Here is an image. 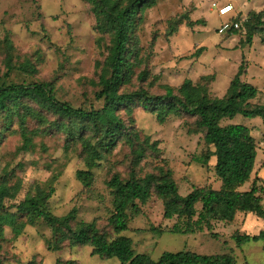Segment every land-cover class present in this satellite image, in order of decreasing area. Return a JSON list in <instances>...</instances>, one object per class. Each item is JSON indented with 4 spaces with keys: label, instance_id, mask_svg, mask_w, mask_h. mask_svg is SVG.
Returning a JSON list of instances; mask_svg holds the SVG:
<instances>
[{
    "label": "trees",
    "instance_id": "obj_1",
    "mask_svg": "<svg viewBox=\"0 0 264 264\" xmlns=\"http://www.w3.org/2000/svg\"><path fill=\"white\" fill-rule=\"evenodd\" d=\"M86 2L94 17L96 42L103 51L96 63V78L91 81L94 86L92 98L85 95L78 106L58 99L53 81L28 78L37 72V68L30 60L15 61L13 44L5 38L0 72V140L6 133L16 132L23 139V149L27 150L37 134L52 131L62 134L64 155L78 149L84 163L85 168L75 172L82 193L94 184L92 169L124 143L132 158L128 166L129 176L122 179L115 171L106 182L113 197L112 212L108 217L109 231L101 229L95 220H78L75 207L64 215L52 212L49 200L61 172L55 171L46 180L34 182L33 188L17 200L22 180L11 170L0 174V238L5 240L6 227H10L16 238L24 226L18 223L20 220H25L28 225L43 221L51 232L50 238L43 237L48 252L59 251L66 244L69 247L85 245L90 247L92 255L101 259L115 257L120 264H235L232 253L205 255L190 250L166 252L154 260L146 253L136 252L132 239L122 232L129 227V210L137 213L138 204L144 205L153 195L162 202L163 218L176 220L170 229L172 233L210 231L214 222L232 221L237 212L253 214L264 220L260 195L263 188L253 180L249 189L240 190L250 180L255 167V139L244 125L222 124L224 118L236 114L260 117L264 121V103L253 101L261 91L243 78L246 63L242 62L238 67L220 96L210 89L215 79L213 73L201 74L196 81L185 78L178 85L161 83V74H153L150 70V57L143 53L139 36L144 11L153 7L157 0ZM263 15L264 10H249L245 16L240 13L232 16L229 20L239 22L240 29L229 30L224 35L215 30L221 37L219 43L243 34L245 38L239 42L250 44L259 26L264 25ZM167 20L168 38L182 23L190 27L199 23L179 12ZM154 41L153 38L150 46ZM201 51L202 48H198L194 54L199 55ZM13 74L24 78L17 81ZM133 81H137L135 87L131 86ZM157 87L163 92L154 93ZM138 108L151 113L159 124L171 116L181 118L187 132L198 135L205 146L194 160L210 170L208 163L215 159L213 172L220 187L191 185L189 193L181 196L158 140L152 141L137 127L133 114ZM31 123L40 127L31 130ZM147 159L158 162L154 171L137 174V168ZM235 238L239 246L251 238L259 239L264 249V229L252 236L237 234ZM7 261L9 258L0 246V264ZM26 264H36L35 258Z\"/></svg>",
    "mask_w": 264,
    "mask_h": 264
},
{
    "label": "rangeland",
    "instance_id": "obj_2",
    "mask_svg": "<svg viewBox=\"0 0 264 264\" xmlns=\"http://www.w3.org/2000/svg\"><path fill=\"white\" fill-rule=\"evenodd\" d=\"M212 1L224 0H157V3L144 11V21L139 29L140 45L143 53L149 54L150 70L161 74V83L178 85L185 78L196 81L201 74H215L211 91L222 95L231 77L245 62V70L250 74L245 81L261 91L253 100L264 103V25L254 35L250 44L240 43L243 34L233 35L222 44L215 30L223 19L211 9ZM244 12L264 10V0H231ZM240 11V14L246 15ZM187 15L194 23L191 27L182 23L175 34L167 37L168 18L175 13ZM264 18V15H263ZM94 17L86 0H0V72L3 68L4 39L8 38L14 47V60H30L37 72L28 78L53 81L58 99L78 106L84 96L91 98L96 78V63L103 51L96 42L93 30ZM153 46H150L152 39ZM202 48L199 55L194 53ZM251 75V77H250ZM24 77L13 74V79ZM137 81H133L135 87ZM161 86V85H160ZM154 93L163 89L157 87ZM99 105V103H95ZM137 127L151 140H158L164 159L173 170V177L181 196H186L191 185L209 184L215 189L220 182L215 178L212 158L202 166L194 160L205 146L198 135H191L178 116H171L159 124L155 117L138 108L134 114ZM232 123L248 127L257 144L256 163L250 180L240 187L249 189L256 180L264 208V121L260 117H245L236 114L224 118L222 124ZM30 129L40 126L31 123ZM63 136L51 132L37 134L33 144L23 149V139L16 132L6 133L0 140V174L13 171L22 180L17 200H20L33 183L46 180L55 171L61 172L55 183V192L49 206L56 215H64L71 208H77L78 220H95L99 227L109 231L108 217L112 212V194L106 182L113 172L120 173L122 179L129 176L131 162L127 146L118 145L111 155L105 156L92 171L94 184L86 193L81 192V184L75 177L84 163L78 149L64 155ZM152 159L143 161L137 174L153 172L158 162ZM15 179V178H14ZM13 179V180H14ZM199 208V204L197 205ZM137 213L129 210L128 229L122 235L130 237L136 252L146 253L157 260L163 253H176L190 250L197 254L215 255L232 253L235 264H264V249L259 239L251 238L241 246L236 243L237 234H257L264 229V220L253 214L237 212L232 221L214 222L212 229H202L189 234L170 231L175 219L163 218L161 200L153 195L144 205L138 204ZM24 224L20 234L14 238L10 227H6L4 239L0 238L2 252L9 258L6 264H26L35 258L36 264H120L115 257L101 259L92 255L89 246L69 247L48 252L43 237L50 238V229L43 221L34 225ZM111 231V229H110ZM59 260V263H58ZM42 262V263H41Z\"/></svg>",
    "mask_w": 264,
    "mask_h": 264
},
{
    "label": "built area",
    "instance_id": "obj_3",
    "mask_svg": "<svg viewBox=\"0 0 264 264\" xmlns=\"http://www.w3.org/2000/svg\"><path fill=\"white\" fill-rule=\"evenodd\" d=\"M210 7L219 17L224 18L223 21L216 27L217 34L224 35L229 30L240 29L241 25L239 22L229 20V18L237 14L236 9L231 2L219 3L218 1H212Z\"/></svg>",
    "mask_w": 264,
    "mask_h": 264
},
{
    "label": "crops",
    "instance_id": "obj_4",
    "mask_svg": "<svg viewBox=\"0 0 264 264\" xmlns=\"http://www.w3.org/2000/svg\"><path fill=\"white\" fill-rule=\"evenodd\" d=\"M222 2H224V3H226V2H231V0H224V1H222ZM232 3V2H231ZM233 4V3H232ZM234 5V7H235V9H236V13H240V11H242L241 9H239L238 7H237V5H235V4H233ZM215 12V11H214ZM243 13H247V12H244V11H242ZM215 14H217L216 12H215ZM218 16V15H217ZM222 18V17H221ZM222 19H224V18H222ZM246 74H250L249 73V71L248 70H246V73L244 74V75H246ZM248 75H246V77H247ZM250 77H251V75H250ZM252 78V77H251ZM214 82V81H213ZM212 82V83H213ZM220 96V95H219Z\"/></svg>",
    "mask_w": 264,
    "mask_h": 264
}]
</instances>
